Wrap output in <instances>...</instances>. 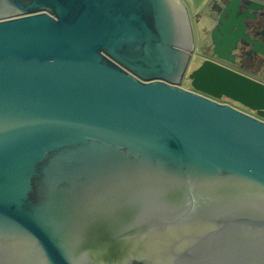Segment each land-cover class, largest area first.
I'll use <instances>...</instances> for the list:
<instances>
[{
  "label": "water",
  "instance_id": "95a60500",
  "mask_svg": "<svg viewBox=\"0 0 264 264\" xmlns=\"http://www.w3.org/2000/svg\"><path fill=\"white\" fill-rule=\"evenodd\" d=\"M206 4L264 69V0ZM193 47L182 0H0V264H264V120ZM262 76L187 74L264 115Z\"/></svg>",
  "mask_w": 264,
  "mask_h": 264
},
{
  "label": "rangeland",
  "instance_id": "374dc122",
  "mask_svg": "<svg viewBox=\"0 0 264 264\" xmlns=\"http://www.w3.org/2000/svg\"><path fill=\"white\" fill-rule=\"evenodd\" d=\"M183 3L185 4L187 11H188V15L190 18V22H191V30L193 33V37H194V42H195V46L198 48L197 51L193 52L191 54V57L189 58L188 64H187V69L191 70L193 68V66H195L197 63H199V61H201V56L200 54H198L199 49L201 50L202 53L208 54L210 49L207 48H202L203 44H209L211 42V37H210V28L212 26V20L209 18V7L206 4V0H182ZM194 13L198 14L200 17L199 21H195L194 20ZM233 67H236L235 64H230ZM179 85L183 88L186 89H193L191 84H190V80L187 76H185L184 78H182V80H180ZM216 101L220 102V101H226L225 103H228L229 105L236 107L244 112H246L247 114H250L252 116H255L257 118H260L262 120H264V115L259 114L256 110L247 107L243 104H241L240 102L227 97L226 95H221L220 98H216Z\"/></svg>",
  "mask_w": 264,
  "mask_h": 264
},
{
  "label": "flooded vegetation",
  "instance_id": "af4514ba",
  "mask_svg": "<svg viewBox=\"0 0 264 264\" xmlns=\"http://www.w3.org/2000/svg\"><path fill=\"white\" fill-rule=\"evenodd\" d=\"M192 38H193V45H194V47H193V50H192V52H191V54L193 53V52H195V51H197V47L195 46V40H194V37H193V33H192ZM197 48V49H196ZM202 48H205V49H207V48H209L210 49V51H209V53L208 54H205V53H202L201 52V50L199 49V51H198V54H200V56H201V59L203 60L204 58H210V59H214V60H216V61H219V62H221V63H224V64H226V65H228V66H230L231 68H234V69H236V70H238V71H242V72H244V73H246V74H248V75H250L249 73H247V72H245V71H243L241 68H240V66H258L257 64H258V61H257V59L255 58L256 57V54H255V52L253 51V50H250V51H248L247 50V47H246V49L244 48V49H240L241 50V55L239 56H237L236 55V53L234 54V51H236V49H233L232 50V53L231 54H233L232 55V57H231V60H230V62H229V60H225V58L223 59V58H217L214 54H212V52H211V44L209 43V44H203L202 45ZM239 50V49H238ZM190 57H191V55H190ZM189 61V60H188ZM200 62V61H199ZM198 64V63H197ZM196 64V65H197ZM230 64H235L236 65V67H233V66H231ZM195 65V66H196ZM195 66H193V68L195 67ZM189 71L190 70H188L187 69V66H186V68H185V71H184V73H183V76H182V78H184L185 76H187V74L189 73ZM250 76H252V75H250ZM253 77H255V76H253ZM182 78H181V80H182ZM255 78H258V77H255ZM189 90H194V91H197V92H199L200 94H203V95H205V96H208V97H210V98H212V99H214V100H216L214 97H216V96H213V95H209V94H207V93H204V92H201V91H199V90H195V89H189ZM221 96V95H220ZM220 96H218L219 98H220ZM218 97H216V98H218ZM220 102H223V101H220ZM224 102H226V101H224Z\"/></svg>",
  "mask_w": 264,
  "mask_h": 264
},
{
  "label": "crops",
  "instance_id": "0c3cea01",
  "mask_svg": "<svg viewBox=\"0 0 264 264\" xmlns=\"http://www.w3.org/2000/svg\"><path fill=\"white\" fill-rule=\"evenodd\" d=\"M196 15V13H194V16ZM195 20V19H194ZM200 20V17H199V19L198 20H195V21H199ZM258 28H259V26H258ZM261 30L262 31H264V23H263V25L261 26ZM247 31L250 33V34H252V33H254L253 31H251V30H249V29H247ZM264 33V32H263ZM244 48H246V47H244ZM244 48H242V49H244ZM241 49V50H242ZM241 50H236V51H234V54L236 53V55L238 56H240L241 55ZM240 68L243 70V71H245V72H247V73H249L250 75H252V76H255V77H258V78H262L263 76H262V74L264 73V69H263V66H261V67H259V66H240Z\"/></svg>",
  "mask_w": 264,
  "mask_h": 264
},
{
  "label": "bare ground",
  "instance_id": "6f19581e",
  "mask_svg": "<svg viewBox=\"0 0 264 264\" xmlns=\"http://www.w3.org/2000/svg\"><path fill=\"white\" fill-rule=\"evenodd\" d=\"M184 227V226H182ZM187 228H180V227H177V226H173V227H169V228H165V230L163 231V233L167 236V235H170V236H174L176 235L177 233L179 232H183V231H186ZM150 243L152 245H157L159 244V239L157 237H149L148 235H146L144 237V243Z\"/></svg>",
  "mask_w": 264,
  "mask_h": 264
},
{
  "label": "built area",
  "instance_id": "2783aa9c",
  "mask_svg": "<svg viewBox=\"0 0 264 264\" xmlns=\"http://www.w3.org/2000/svg\"><path fill=\"white\" fill-rule=\"evenodd\" d=\"M194 19H195V20H198V19H199V15L196 14V15L194 16Z\"/></svg>",
  "mask_w": 264,
  "mask_h": 264
}]
</instances>
